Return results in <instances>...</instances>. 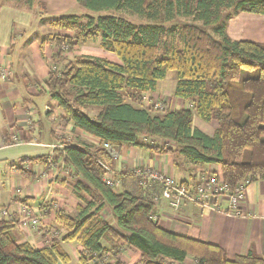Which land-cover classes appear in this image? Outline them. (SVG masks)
I'll return each instance as SVG.
<instances>
[{"label": "trees", "instance_id": "obj_1", "mask_svg": "<svg viewBox=\"0 0 264 264\" xmlns=\"http://www.w3.org/2000/svg\"><path fill=\"white\" fill-rule=\"evenodd\" d=\"M75 2L106 13L62 14L49 22L55 32L40 42V49L46 45L55 49L54 65L37 95L47 94L55 102L61 111L60 125L70 124L97 143L79 137L69 142L65 136L56 139L62 147H54L51 162L72 169L71 191L78 203L72 212H55L54 223L63 233L58 237L57 231L53 230L56 236L49 231L38 248L17 241L14 231L19 221L0 213V264H67L70 259L60 241L80 245L78 264H109L110 259L127 264L117 258L123 247L139 253L131 264H187L188 259L192 264H264L256 253L228 259L218 245L164 229L150 218L160 186L139 187L131 171L114 172L118 184L109 186L103 181L102 166L111 169L115 158L102 147L108 143L116 152L126 146L170 153L174 163L180 159L193 173L194 184L200 174H195L196 169L206 165L218 166L230 189L264 179V43L234 40L226 32L227 20L238 13L264 16V0ZM188 19L213 26V34ZM91 42L119 61L76 53ZM170 71L176 73L173 96L186 105L154 110L149 94ZM242 73L247 76L240 79ZM235 82L249 96L241 122L235 119L236 101L227 89ZM196 119L213 124V133L198 128ZM48 157L21 159L17 169L32 176L26 164H49ZM124 177H132L137 189L116 191ZM105 207L110 208L116 227L102 216ZM103 237L113 245L104 246ZM118 241L122 244H115Z\"/></svg>", "mask_w": 264, "mask_h": 264}, {"label": "crops", "instance_id": "obj_2", "mask_svg": "<svg viewBox=\"0 0 264 264\" xmlns=\"http://www.w3.org/2000/svg\"><path fill=\"white\" fill-rule=\"evenodd\" d=\"M43 1L33 0L31 5H27L23 1L18 3L16 0H0V69L8 67L11 71L7 81L4 82L0 78V149L28 143L33 147L48 148L41 155H52L54 147H62L56 140L62 136L66 137L67 142L78 137L94 143L97 141L78 130H73L70 124L65 127L60 125L58 115L61 111L55 102L47 94L37 95L38 87L44 85L49 61L55 50L46 45L42 51L40 49L42 40L27 41L26 46L23 40L35 22L36 8L42 6ZM14 30L19 37L17 44L13 38ZM226 32L234 40L264 43V16L238 13L227 20ZM82 47L81 54L85 55H90L96 50L85 45ZM109 56L108 60L117 62L112 55ZM41 97H47V101H41ZM166 103L172 109L186 105L182 99L175 98L173 93L166 99ZM196 126L208 134H212L215 128L210 127L211 131H208L202 126ZM48 158L49 164L42 162L26 164L25 167L34 174L32 176L21 175L16 166L15 169H10L9 173L14 169L17 177H12L9 181L0 180V208L6 211L3 216L18 220L20 203L37 209L39 226L21 229L18 225L14 231L17 241H28L37 248L43 246L50 235L49 231H57L58 237L63 233V229L54 223L55 212L59 209L72 212L78 203V199L66 184L72 178L66 175L61 165L48 162ZM176 162L174 163V155L170 153H151L145 149L124 146L117 151L111 169L118 173L129 171L137 165H149L173 176L177 181H192L193 173L184 168L180 159ZM30 164L33 166L35 164V168L32 169ZM43 172L46 176H42ZM200 172L218 173L219 167L202 166L196 169L195 174ZM13 180L24 185V188L21 189L18 184L12 185ZM118 187L131 191L137 189L132 177L121 178ZM15 188H20L21 191L14 194ZM240 208L245 215L233 217L201 209L188 202L173 210L168 202L159 201L155 205L154 213L159 225L164 229L218 245L224 249L228 259L248 253H256L264 259V179L257 178L245 185ZM102 216L105 219L111 218L110 223L116 227L109 207L103 209ZM115 244L122 242L118 241ZM60 245L69 256L67 264H78L80 245L71 241H60ZM112 245V242H108L104 246ZM120 250L117 258L127 264L138 258L139 253L133 248L123 247ZM189 261L190 259L187 264H192ZM114 262L115 259L109 260V264Z\"/></svg>", "mask_w": 264, "mask_h": 264}, {"label": "built area", "instance_id": "obj_3", "mask_svg": "<svg viewBox=\"0 0 264 264\" xmlns=\"http://www.w3.org/2000/svg\"><path fill=\"white\" fill-rule=\"evenodd\" d=\"M10 74L11 71L8 67L0 69L2 81H7ZM142 141L152 143L149 138H143ZM102 147L114 157L117 155V152L108 143H103ZM51 159L52 155H49L48 162ZM61 166L68 177L73 175L70 167H65L63 164ZM102 166L105 170L103 176L105 184L112 187L116 186L118 181H116L114 172L106 164H102ZM131 172L137 185L143 189L159 185L160 193L153 197L154 202L166 201L173 210L179 209L181 204L188 202L201 209H209L233 217H243L245 215L240 208V201L244 197V188L248 182L241 183L236 188L230 189L228 184L216 172L200 173L195 184L192 182H178L173 176L161 172L155 166L137 165L132 168ZM42 176H46V173L43 172ZM20 191V188H15L13 193L17 194ZM224 202L225 204H223ZM18 210V221L21 229L34 228L40 225L37 209L20 203ZM5 212L2 209L0 213L4 215ZM150 218L157 221V216L154 212L150 214ZM51 234L56 236L57 232L52 231Z\"/></svg>", "mask_w": 264, "mask_h": 264}, {"label": "rangeland", "instance_id": "obj_4", "mask_svg": "<svg viewBox=\"0 0 264 264\" xmlns=\"http://www.w3.org/2000/svg\"><path fill=\"white\" fill-rule=\"evenodd\" d=\"M13 1V0H12ZM60 5H57V4ZM57 5V6H56ZM56 7V8H55ZM53 9V10H51ZM37 10V17L35 18V22L33 24V26L30 28V30L27 32V35L25 36L23 43L26 46V42L30 41V40H35L37 42H40L41 40H43L46 36H48L49 34H52L54 31L49 27V22L51 20H53L54 18H57L58 16H60L59 14H77V15H83V14H91L94 16H98L101 14H105V11H90L86 8L80 7L79 5L76 4V2L74 0H44L42 2V6H38L36 8ZM56 10V11H55ZM136 17V16H135ZM130 18H133L130 16ZM138 18V17H136ZM136 18H134V20H136ZM187 22L189 23H194L196 25H198L199 27H201L202 29H205L207 32L213 34V26H205L202 24V22L200 21H192L191 19H188ZM13 38L16 42V44L19 42L17 39L18 34L15 33L14 30V34H13ZM17 40V41H16ZM23 45V46H24ZM85 46L87 47H91V48H95L96 50L91 53V56H95V57H103V58H107L110 59L109 55H112V57H114V59H116V61H119L118 58L116 57V55L112 52H108L106 50H103L102 48L99 47L98 43L95 42H91L86 44ZM83 47H80L78 51H76L77 54H81ZM55 50V49H54ZM54 64L51 65V60L49 61V66L48 69H50V67H52ZM61 66L60 62L59 64L56 65V67ZM247 74L242 73L240 79L246 77ZM175 83H176V73L173 71H170L168 73V78L165 80H162L158 83V89L156 91V93H151L149 94L152 97V100L154 102V110H163L164 108L168 107L169 105L166 103V99L168 97L172 96L173 93V89L175 87ZM228 92L231 95V97L233 99H235L236 101V107H235V119L238 120L239 122L243 121V117L245 116L243 113V107L244 105L248 102L249 100V96L242 92L239 87H238V83L235 82L233 84H230L228 87ZM148 95V96H149ZM146 95V97H148ZM167 97V98H166ZM41 101H47V97H41L40 99ZM156 104H158V106H156ZM195 125L198 126H202L205 129H207L208 131H211L210 127H213V124H205V123H201V121L199 120H195ZM48 150V148H44V147H33L30 146L28 143H24V144H20V145H12V146H7L4 147L2 149H0V180H10V178L12 177H17L15 174V167L17 165L20 164V160L24 159V158H33L35 156L41 155V153H45ZM33 163V162H31ZM32 165V169L35 168V164L33 166ZM58 166L61 165L57 164ZM13 169V171L11 173H9L10 169ZM132 168L129 170L131 171ZM14 173V174H13ZM202 173V172H200ZM205 173V172H204ZM54 175V174H52ZM51 175V176H52ZM40 178V177H38ZM70 178H72L71 180L68 181V187L69 190H71L72 188V184L74 182V177L73 175H70ZM26 182V180H25ZM12 185L20 187L21 189L24 188V185H21V183L15 182L14 180L11 182ZM116 191H120L121 188L120 187H115L114 188ZM112 219L115 221V218L112 216ZM108 222H111V218L107 219ZM116 223V221H115ZM111 243L112 240L108 237H103L101 243L103 245H107V243Z\"/></svg>", "mask_w": 264, "mask_h": 264}]
</instances>
